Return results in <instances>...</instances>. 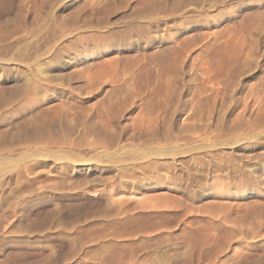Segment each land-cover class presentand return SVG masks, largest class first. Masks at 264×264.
<instances>
[{
    "label": "rangeland",
    "instance_id": "374dc122",
    "mask_svg": "<svg viewBox=\"0 0 264 264\" xmlns=\"http://www.w3.org/2000/svg\"><path fill=\"white\" fill-rule=\"evenodd\" d=\"M50 1L0 0V264H264V0Z\"/></svg>",
    "mask_w": 264,
    "mask_h": 264
},
{
    "label": "bare ground",
    "instance_id": "6f19581e",
    "mask_svg": "<svg viewBox=\"0 0 264 264\" xmlns=\"http://www.w3.org/2000/svg\"><path fill=\"white\" fill-rule=\"evenodd\" d=\"M52 1H53V0L50 1V4H51V5H52V3H51ZM61 1H62V0H61ZM57 2H58V0H57ZM55 4H56V1H55ZM53 7H54V6H53ZM62 26H64V25H62ZM66 26H67V25L65 24V27H66ZM59 27H61V26H59ZM65 27H64V29H65ZM58 29H59V28H58ZM64 29H63V27H62V30H64ZM59 31H61V29H60ZM61 32H62V31H61ZM66 33H67V32H66ZM66 33H65V34H66ZM67 35H68V34H67ZM60 37H61V36H60ZM68 38H69V35H68L67 39H68ZM71 38H72V37H71ZM61 39H62V38H61ZM21 47H22V46H21ZM26 47H27V46H26ZM24 50H25V49H24ZM38 58H39V57H38ZM33 59H34V58H33ZM35 61H36V59H35ZM35 61H34V63H35ZM54 61H55V60H54ZM37 62H38V59H37ZM55 62H56V61H55ZM67 63H68V62H66L65 64H62V65L64 66L63 68L67 67V65H68ZM32 69H33V68H32ZM38 69H39V68H38ZM42 72H43V71H42ZM45 73H46V72H45ZM38 74H39V73H38ZM43 74H44V73H43ZM53 74H54V73H53ZM59 74H60V73H59ZM64 74H65V73H64ZM64 74L62 73L61 75H64ZM55 76H56V74H55ZM58 77H59V76H58ZM61 77H62V76H61ZM37 81H38V80H37ZM37 83H38V82H37ZM35 87H36V86H35ZM34 89H35V88H34ZM36 90H37V89H36ZM38 90H39V89H38ZM40 91H41V90H40ZM35 92H37V91H35ZM69 131H70V130H69ZM69 131H68V132H69ZM72 131H73V130H72ZM72 131L69 132V133H72ZM101 136L103 137L104 135H101ZM101 136H100V137H101ZM102 137H101V138H102ZM105 137H106V136H105ZM262 206H263V205H262ZM263 213H264V212H263ZM238 233H239V232H238ZM261 261H262V260H261Z\"/></svg>",
    "mask_w": 264,
    "mask_h": 264
}]
</instances>
